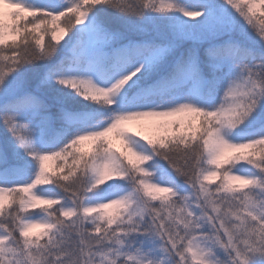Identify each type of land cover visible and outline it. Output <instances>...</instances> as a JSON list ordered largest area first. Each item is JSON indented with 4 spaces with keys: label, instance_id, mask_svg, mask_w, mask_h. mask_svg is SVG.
Here are the masks:
<instances>
[{
    "label": "snow or ice",
    "instance_id": "1",
    "mask_svg": "<svg viewBox=\"0 0 264 264\" xmlns=\"http://www.w3.org/2000/svg\"><path fill=\"white\" fill-rule=\"evenodd\" d=\"M258 5L0 0V125L10 137L0 178L33 166L23 181L0 179V264H264ZM222 87V102H202ZM76 96L104 112L82 111ZM242 125L256 127L236 142ZM52 134L58 147L45 146ZM241 164L255 171L238 174ZM164 165L170 178L157 175L168 176ZM119 181L129 189L107 195Z\"/></svg>",
    "mask_w": 264,
    "mask_h": 264
},
{
    "label": "trees",
    "instance_id": "2",
    "mask_svg": "<svg viewBox=\"0 0 264 264\" xmlns=\"http://www.w3.org/2000/svg\"><path fill=\"white\" fill-rule=\"evenodd\" d=\"M33 3L36 4H49V3H60V0H32ZM166 3H172L175 2V0H165ZM185 2L189 3V4H194L197 2V0H185ZM107 15L114 19L117 22L123 23L125 21L126 18L120 16L119 13L109 10L107 12ZM256 16L260 17V18H264V8L259 7V5L257 6V11H256ZM237 75H239V70L233 68L232 70V76L230 78H235ZM227 81H225V87H226ZM223 90L224 88L222 87L221 89H219L215 95V99L214 100H210L207 97L202 98V102L204 103H216L219 104L220 102H222V98H223ZM66 92L70 91L68 89H65ZM78 97V102H83L84 100H82L81 97ZM80 100V101H79ZM88 102V101H87ZM156 103H161L162 101L157 99L155 101ZM91 106H87V107H83L81 110L84 112H88V113H103L104 110L99 106V105H94V104H90ZM78 108H80V105H77ZM214 110V109H213ZM256 125L250 126V127H240L239 129L235 130L232 134V139L236 142H244L248 139H251L253 136V132L255 129ZM150 130H154L151 127L147 126V124L144 125H139V127L137 126V128L132 129L133 132L139 131L142 133V135H147L150 138H155L156 133H151ZM155 131V130H154ZM114 137L110 136V139L112 140V143H114L115 145H113V147L120 149L121 151H123L124 145L123 142L120 138L117 137V135H113ZM63 140L59 137H56L54 134H52V138L51 140L45 145L46 147H58L60 143H62ZM89 142L90 144V148L88 153H91L93 151L94 148V144L91 141H86ZM6 144V142L4 141V138H1L0 136V145ZM150 151V149H149ZM60 164V161L58 160H51L49 161V168L51 170H55L57 168V166ZM227 167V165H225ZM164 169H166L168 176H165V173L163 171L158 172L157 175L160 178H170L171 176H173L174 174L172 173L171 169L167 168V165H164ZM33 171V166L32 165H25L23 170L14 172L6 177H2L0 179L3 180H7L8 182H16V181H23L25 179H28L31 175ZM236 171L238 172V174H242V175H248L251 172L255 171V169H253L251 166L247 165V164H241V165H237L236 166ZM113 184L115 185V187L113 188H108L107 186H105V190H106V194L107 195H117V194H122L125 191H127L129 189L128 184H126L124 181H119V182H113ZM40 187H50L51 190L55 193H58L60 195H63V192L58 189L55 188L54 186H40L38 185L37 188ZM91 195V194H90ZM93 199H99V197H92ZM31 211V209H30ZM39 218V217H38ZM36 232H40L42 231V229H36Z\"/></svg>",
    "mask_w": 264,
    "mask_h": 264
},
{
    "label": "rangeland",
    "instance_id": "3",
    "mask_svg": "<svg viewBox=\"0 0 264 264\" xmlns=\"http://www.w3.org/2000/svg\"><path fill=\"white\" fill-rule=\"evenodd\" d=\"M75 100L78 101V97H77V96L75 97ZM79 101H80V100H79ZM79 105H83V106H85V107H87V106H91V105L89 104V102H87V101L80 102ZM139 125H142V124H139V123H132V124L126 125V127H129V128H131V129H134V128H137V126L139 127ZM250 126H253V125H247V126L242 125V126H240V127H250ZM150 132H151V133H154L155 131H154V130H150ZM113 135H116V133L113 132V133L110 134L111 137H114ZM0 136H1V138H4V141H5L6 143H8V142L10 141V137L6 134L5 129L3 128L2 125H0ZM89 144H90L89 142H85V143L83 144V146H82V150L85 151V152H88V151H89V148H90V145H89ZM112 144L115 145L114 143H112ZM33 191H36V190H33Z\"/></svg>",
    "mask_w": 264,
    "mask_h": 264
}]
</instances>
